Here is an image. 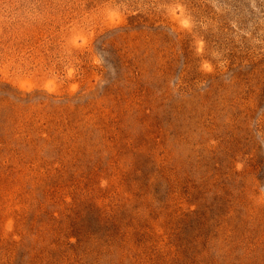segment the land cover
<instances>
[{
    "label": "rangeland",
    "instance_id": "obj_1",
    "mask_svg": "<svg viewBox=\"0 0 264 264\" xmlns=\"http://www.w3.org/2000/svg\"><path fill=\"white\" fill-rule=\"evenodd\" d=\"M0 264H264V0H0Z\"/></svg>",
    "mask_w": 264,
    "mask_h": 264
}]
</instances>
